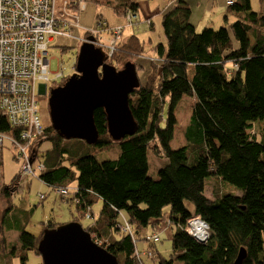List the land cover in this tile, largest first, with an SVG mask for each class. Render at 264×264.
<instances>
[{
    "label": "trees",
    "instance_id": "obj_1",
    "mask_svg": "<svg viewBox=\"0 0 264 264\" xmlns=\"http://www.w3.org/2000/svg\"><path fill=\"white\" fill-rule=\"evenodd\" d=\"M67 1L68 10L80 18L92 0ZM94 1L123 17L129 10L139 12L135 0ZM258 1L255 10L252 0H225V8L236 19L231 30L226 25L215 29L210 25L212 17L209 20L204 13L206 25L198 32L187 2L166 0L159 10L161 14L165 10L162 27L167 48L157 44L161 61L153 62L146 83L141 82L130 96L137 132L114 142L108 134L106 113L99 108L95 111L96 144L64 140L49 124L31 144L30 154L36 152L31 156L38 160L41 153L44 160L39 180L58 194L69 191L68 196L60 194L62 199L76 205L81 218L93 220L85 230L119 264H147L136 257V242L150 226L157 230L165 220L172 228V258L157 253L150 264H234L242 248L247 252L243 264H264V0ZM81 3H85L82 11ZM224 19L228 20L227 15ZM101 22L107 23L102 13L97 24ZM75 28L65 30L69 34ZM116 47L110 61L118 69L142 53L136 35L119 41ZM73 54L76 59L78 53ZM185 97L195 99L185 145L172 148L175 110ZM7 115L0 108V134L23 142L21 129ZM9 143L15 151V145ZM45 143L51 148L42 151ZM113 143H117V157L99 161L96 156ZM4 148L5 144L2 153ZM151 157L163 159L165 164L152 169ZM20 177L35 178L23 174L22 168ZM207 181L214 182L212 198L205 195ZM14 190L1 183L0 198L10 200ZM98 202L102 206L96 216L93 208ZM10 203L12 208L5 210L0 224V264L42 259L37 247L43 234L26 229L35 208L15 217L12 200ZM194 216L210 228L205 244L186 232L187 222ZM74 222L81 224L79 218ZM123 223H129L138 237L119 232ZM57 226L50 220L44 229ZM15 230L19 236L9 240L7 232Z\"/></svg>",
    "mask_w": 264,
    "mask_h": 264
},
{
    "label": "rangeland",
    "instance_id": "obj_2",
    "mask_svg": "<svg viewBox=\"0 0 264 264\" xmlns=\"http://www.w3.org/2000/svg\"><path fill=\"white\" fill-rule=\"evenodd\" d=\"M135 1H138L140 4V13L143 15L142 17H144V24L138 21L137 25L133 26V28L126 27L124 29L125 31L123 32V37L124 40H128L132 35H136L141 41L142 53L138 57L135 56L131 58L129 61L133 62V60L136 59V62L139 66L138 75L140 77L141 82L145 84L149 77V73H151V70H153L154 68L153 62L159 63L161 61V58L159 57L157 52V44L162 43L165 46L164 48H167V40L162 27V17L163 13H165V10L162 12V14L160 13L161 15L159 14V12L155 15V13L159 10L158 6H156L157 3L161 2V5L164 6L167 2L166 0H155L154 2L151 0H147V2H151V5H148L147 3L143 2L144 0ZM185 2H187L189 7L191 8L192 23L197 26L198 32H200L201 29L204 27L202 26L203 24H200V22L201 20H204L203 17L206 10L210 12V15L212 17L210 25L216 27L215 29H220L222 26L226 25L231 30V24L236 21L235 16H231V13H229L227 7L223 12H221V9L225 6V0H212L211 2H209V0H185ZM252 2L254 9L258 10L259 1L252 0ZM84 4L85 3L82 4V7L80 6L81 11L85 7ZM87 5V9L84 12H81L80 14L79 25L75 28L74 31L69 32L70 36H56L54 38L55 46H53L49 51L50 56L53 59L51 63V70L53 72H56L58 70V58L63 62L64 67L66 68V72L68 74H71L73 72V64L75 63V56L73 53H78V49L82 44L81 39L87 36L88 32H101L103 30L97 24L98 14H103V18L106 20L108 27L116 28L126 26L125 17L117 15L112 7H109L105 4L103 5L102 3H99L94 0L88 1ZM226 13L227 16L228 14H230L228 16V20L224 19L221 21L220 18L223 19L224 14ZM151 21L154 22V27ZM103 31L104 33L101 32V42L102 45L107 49L109 45L110 32L107 30ZM63 50H65L66 52L63 53ZM156 66L158 68L160 67L159 64H157ZM53 77L54 76H52V78ZM39 84L43 85L44 83ZM49 87H53L52 83H50ZM38 102V109L41 115V122L43 126L50 124L48 96L41 95L40 97H38ZM194 102L195 99L185 97L180 102L179 107L175 110L177 126L175 128L174 138L171 143L172 148H179L185 145L186 140L184 138V133L189 123L190 116L192 114ZM4 143L5 148L3 153L1 154L2 156L0 165V190L1 183L12 185V189L15 188L16 190H14V192L12 193V197L10 200H7L4 197L0 198V224L5 214L7 213H5V210L9 209V207L12 208V204L10 203L11 200L13 203V207H15L13 211L15 217H20L22 214V210L29 212L33 210V207L35 208L33 210V213L30 214L29 222L26 228L29 232L35 235L44 234V231L46 230L44 229L45 224L48 223L50 220H53L54 223L58 225H63L73 222L75 218H79L84 228H86L89 224L93 223V220H88L85 217L81 218V216L77 212L76 205L70 204L66 200H63L60 194H58L52 188H49L44 185L39 179L31 178L30 181V179L27 180V178H21L20 162L15 158V151H13L12 145L7 140H5ZM83 144L85 146H88L85 142H83ZM116 144L117 143H113L112 145H110L105 151V153L97 155L96 158L99 161H102L103 159L117 157L119 150ZM50 148L51 144L45 143L42 145L41 150L45 151ZM157 159H154V157L150 158L152 169L157 166L162 167L165 164V161L163 159ZM41 160L43 159H38L37 162ZM14 178L17 179L14 183H12ZM213 183L214 182L212 181H207L205 187V195L211 198L214 192ZM101 206V202H98L94 205L93 209L95 211L96 216H98ZM123 213L125 214V212ZM165 222H162V224L157 226V230H153L152 226H150L146 232L141 234L140 238L143 239H138V250L136 252V257L138 259L143 258V260L147 264L153 263L154 260L152 259V257H150L152 253L155 257L158 253L159 256L162 255L165 259L169 260L170 258H172V228L168 220H165ZM127 224L134 233L132 226L129 223ZM127 228L128 227L126 223H123L122 226H119L118 230L119 232L123 231L127 233ZM148 233H153L156 236L160 237V241L157 243L145 241V235H148ZM134 234H132V237H138L136 234L135 236H133ZM17 236L19 235L17 234L16 230L15 233L13 231L7 232V237L9 240L14 241L15 237ZM32 257L33 256H31V258ZM35 260H39L42 263V259L32 258L31 261H28V264L36 263Z\"/></svg>",
    "mask_w": 264,
    "mask_h": 264
},
{
    "label": "built area",
    "instance_id": "obj_3",
    "mask_svg": "<svg viewBox=\"0 0 264 264\" xmlns=\"http://www.w3.org/2000/svg\"><path fill=\"white\" fill-rule=\"evenodd\" d=\"M66 6L67 0H0V108L8 113L9 122L21 129L23 139L17 142L14 137L0 134V157L4 141L11 142L23 174L33 177L44 168L41 162H32L34 152L30 154L31 144L41 136L44 127L38 97L47 93L48 82L68 77L59 58L58 70H51V44L55 35L69 36L67 26L79 25V17ZM125 18V27L137 25V16L131 11H127ZM99 27L111 33L112 46L121 40L125 29H109L105 22L99 23ZM59 193L69 195L67 190ZM126 225L127 233L133 234ZM186 230L200 240H207L210 228L201 217L194 216L188 220ZM202 233L205 238H200ZM146 239L152 243L160 241L155 234L147 235Z\"/></svg>",
    "mask_w": 264,
    "mask_h": 264
},
{
    "label": "water",
    "instance_id": "obj_4",
    "mask_svg": "<svg viewBox=\"0 0 264 264\" xmlns=\"http://www.w3.org/2000/svg\"><path fill=\"white\" fill-rule=\"evenodd\" d=\"M76 70L49 95L50 125L57 134L64 140L96 144L99 132L95 111L103 108L108 134L114 142L134 135L138 124L130 107V96L141 86L136 64L128 61L119 70L107 63L101 49L85 43L80 48ZM198 241L206 243V240ZM37 250L43 264H119L78 222L46 229ZM246 257L247 252L242 248L234 264H243Z\"/></svg>",
    "mask_w": 264,
    "mask_h": 264
},
{
    "label": "clouds",
    "instance_id": "obj_5",
    "mask_svg": "<svg viewBox=\"0 0 264 264\" xmlns=\"http://www.w3.org/2000/svg\"><path fill=\"white\" fill-rule=\"evenodd\" d=\"M175 0H168V2L169 3H172V2H174ZM139 3V2H138ZM139 9H140V4H139ZM130 11V10H129ZM127 13V12H126ZM135 13V12H134ZM135 15L137 16H139V22H141V23H143V18L144 17H142L143 15L142 14H140V12H137V13H135ZM126 16V15H125ZM79 23H80V18H79ZM107 24V23H106ZM144 24V23H143ZM109 29H112L113 27H108ZM126 28V27H125ZM131 28H133V26H131ZM137 28H139V27H137ZM136 28V29H137ZM148 28V27H147ZM125 31V30H124ZM123 31V32H124ZM88 33H92V35L91 36H89L88 35ZM87 33V36H85L84 38H82L81 39V41H82V44L80 45V47H79V49H78V56H79V53H80V48L85 44V43H91V44H93L96 48H99V49H101L103 52H104V54H105V56L107 57V63L108 64H111V65H114L111 61H110V58H111V56H112V51H115L116 49H117V47H116V45H114V46H112L111 45V39H112V37H111V33H110V36H109V45H108V47H107V49L102 45V42H101V35H102V33L101 32H88ZM124 39V37H123V35H122V38H121V40H123ZM120 40V41H121ZM113 47V48H112ZM65 52V50H63V53ZM78 56H77V58L75 59V63L73 64V72L71 73V74H68L67 72V76L68 77H65V78H63L62 80H60L58 83H56L55 85H52L53 87L52 88H50L49 87V84L51 83V82H48V84H47V93L46 94H43V96H48V98H49V95H50V92H51V90L52 89H54V88H56V87H59V86H62L73 74H75V73H77V70H76V68H77V62H78ZM128 62V61H127ZM133 62L136 64V62H135V60H133ZM126 64V63H125ZM124 64V65H125ZM124 65H123V67H124ZM115 67H116V65H114ZM122 67V66H121ZM122 67V68H123ZM136 67H137V64H136ZM117 68V67H116ZM122 68H119V70L120 69H122ZM118 69V68H117ZM137 72H138V70H137ZM139 76V75H138ZM139 79H140V77H139ZM140 83H141V80H140ZM46 85V84H45ZM45 85H43V86H45ZM50 125V124H49ZM80 141V140H79ZM84 142V141H83ZM36 154V152L34 153V155ZM37 160H35L34 158L32 159V162H36ZM44 160H41V161H39V162H43ZM40 172L37 174V176L35 177L36 179H39L40 178ZM74 222V221H73ZM83 226V225H82ZM85 229V228H84ZM210 231V230H209ZM186 232H187V230H186ZM191 237H193L197 242H199L198 241V238H196L194 235H192V234H190L189 232H187ZM129 234V233H128ZM132 235V234H131ZM147 235V234H146ZM146 235H145V238H144V240L145 241H147V239H146ZM151 235V234H150ZM209 235H210V232H209ZM92 236V235H91ZM92 238H93V236H92ZM140 239H143V238H140ZM93 240H94V238H93ZM209 240V238H207V240H206V242ZM139 241V240H138ZM138 241H137V243H138ZM94 242H95V240H94ZM96 243V242H95ZM199 243H201V242H199ZM97 244V243H96ZM97 245H99V244H97ZM99 246H101V245H99ZM102 247V246H101ZM104 248V247H103ZM106 249V248H105Z\"/></svg>",
    "mask_w": 264,
    "mask_h": 264
},
{
    "label": "crops",
    "instance_id": "obj_6",
    "mask_svg": "<svg viewBox=\"0 0 264 264\" xmlns=\"http://www.w3.org/2000/svg\"><path fill=\"white\" fill-rule=\"evenodd\" d=\"M158 1V0H157ZM143 2H145V3H147L148 5H151V2H147V0H144ZM154 2V1H153ZM157 3V2H156ZM160 5H161V2L160 3H157V5L156 6H158V8H160ZM155 6V7H156ZM141 8V7H140ZM225 10V6L221 9V12H223ZM141 10L139 9V12H140ZM159 12V14L161 13L160 12V10H158L156 13H155V15L157 14ZM141 14V13H140ZM205 14L206 15H208L207 17H209V20H210V18H211V15H210V12L208 11V10H206L205 11ZM226 15H227V13L226 14H224V18H226ZM148 16H151V15H148ZM227 18H228V16H227ZM220 20L222 21L223 19L222 18H220ZM200 24H203L202 26H205L206 25V21H205V19L204 20H202L201 22H200Z\"/></svg>",
    "mask_w": 264,
    "mask_h": 264
},
{
    "label": "bare ground",
    "instance_id": "obj_7",
    "mask_svg": "<svg viewBox=\"0 0 264 264\" xmlns=\"http://www.w3.org/2000/svg\"><path fill=\"white\" fill-rule=\"evenodd\" d=\"M38 159H43L42 158V154L41 153H38ZM58 226H60V225H58ZM57 226V227H58ZM206 237V234L205 233H202L201 235H200V238H205ZM210 237V235H208V238ZM136 250H138V243L136 242ZM154 258V254L152 253V259Z\"/></svg>",
    "mask_w": 264,
    "mask_h": 264
}]
</instances>
